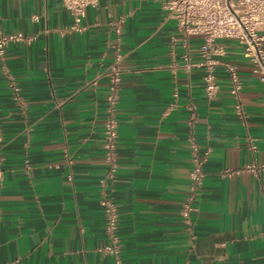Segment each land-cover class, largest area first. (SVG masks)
<instances>
[{
    "label": "crops",
    "instance_id": "obj_1",
    "mask_svg": "<svg viewBox=\"0 0 264 264\" xmlns=\"http://www.w3.org/2000/svg\"><path fill=\"white\" fill-rule=\"evenodd\" d=\"M71 23L60 0H0V34L23 36L0 59V264H264V86L242 45L215 42L218 91L208 100L202 38H184L159 0H96L84 30ZM116 49L108 178L105 72ZM192 143L207 157L188 227ZM104 193L118 211L114 243Z\"/></svg>",
    "mask_w": 264,
    "mask_h": 264
},
{
    "label": "built area",
    "instance_id": "obj_2",
    "mask_svg": "<svg viewBox=\"0 0 264 264\" xmlns=\"http://www.w3.org/2000/svg\"><path fill=\"white\" fill-rule=\"evenodd\" d=\"M72 18L70 29L82 31L85 26L82 24L85 18L86 9L94 6L96 0H60ZM163 10L169 18L176 22L177 30L184 38L189 36H201L202 42L199 48L203 67V87L206 98L211 100L218 91V84L214 73L216 62L212 59L214 44L219 39H234L243 47V55L252 64V72L256 74L264 86V0H159ZM116 33L119 27L115 26ZM22 34H0V59L4 57L5 48L9 42L21 40ZM184 60L188 63V53H184ZM122 59L121 53L116 49L113 61L106 70L107 93L105 96V120L103 127V151L104 159L108 164L107 177L112 178L116 171V138L117 121L115 118L118 102L120 73L119 63ZM226 69L229 74V92L235 100V113L244 120L245 114L240 102V91L242 84L236 69L228 65ZM177 94L174 93V97ZM192 111V107H188ZM193 115V113H192ZM253 148V147H252ZM192 168L189 172V192L183 202L181 216L186 226L190 227L191 216L195 211L193 202L197 190L201 187L204 171L203 164L207 153L199 155L197 147L191 144ZM254 171L255 166H246L239 171ZM1 174V170H0ZM102 184L104 180L100 181ZM104 217L105 230L112 236L115 242L114 232L117 228L118 211L113 201L104 193L100 200ZM106 252H114L115 245H108L104 248ZM119 264V263H117Z\"/></svg>",
    "mask_w": 264,
    "mask_h": 264
}]
</instances>
